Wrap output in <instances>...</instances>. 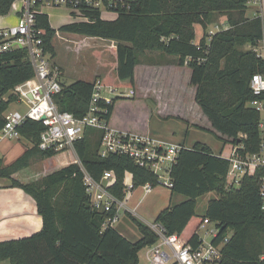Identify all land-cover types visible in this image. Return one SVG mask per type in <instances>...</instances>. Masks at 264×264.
Wrapping results in <instances>:
<instances>
[{
  "label": "trees",
  "instance_id": "1",
  "mask_svg": "<svg viewBox=\"0 0 264 264\" xmlns=\"http://www.w3.org/2000/svg\"><path fill=\"white\" fill-rule=\"evenodd\" d=\"M17 1L0 0V16L9 15ZM250 3L251 0H136L131 10L122 12L115 21L73 23L58 31L117 43L116 79L129 82L132 87L140 55L152 52L176 57L179 65L191 69L190 83L196 88V102L214 130L228 139L226 144L243 145V154H254L261 147V114L249 104L264 96L256 97L250 83L254 75L264 74V11L249 19L246 13ZM213 14L226 15L228 29L217 33L210 46L207 37L196 43L195 26L202 24L206 30ZM38 27L45 32L48 51L56 57L53 40L57 30L45 16L39 18ZM34 75L25 50L0 52V130L6 124L10 105L17 102L13 91ZM62 87L54 98L59 109L78 118L85 116L93 82L77 81ZM119 100L125 99L116 98L111 105L99 104L107 111L103 118L110 126L120 124L146 135L152 109L145 104L151 117L148 114L144 120L131 124L117 115ZM44 129L39 122L26 121L19 132L32 147L9 166H4L0 158V178L10 180L12 187L22 189L35 200L43 221L42 229L30 237L0 242V263L140 264V252L157 244L158 236L130 213L126 215L140 232V240L131 242L116 228L103 229L116 210L99 213L92 209L79 165L49 170L41 181L34 183L14 177L32 163L56 155L39 148ZM103 135V131L91 128L75 143L80 162L96 181L106 171H113L116 182L108 190L120 201L126 197L127 174L132 175L136 188L147 183L158 185L151 171L138 167L127 156L112 154L102 158L99 151ZM181 146L170 172L171 196L185 199L160 211L155 222L163 225L169 235L176 234L186 245L197 248L202 243L199 230L208 220L219 230L213 241L216 246L229 236L219 264H264V212L260 196L264 168L249 169L239 187H228L227 160L201 142L192 147ZM212 193L218 197L210 199L205 212L199 214V199Z\"/></svg>",
  "mask_w": 264,
  "mask_h": 264
},
{
  "label": "built area",
  "instance_id": "2",
  "mask_svg": "<svg viewBox=\"0 0 264 264\" xmlns=\"http://www.w3.org/2000/svg\"><path fill=\"white\" fill-rule=\"evenodd\" d=\"M135 1L19 0L14 4L17 22L7 28H0V52L25 50L35 71L31 80L13 91L17 103L25 105L27 111L25 114L14 111L6 115V124L0 130V142L4 139L20 138L19 127L28 120L41 123L45 129L41 134L39 148L42 151H51L56 154L55 156L69 154L71 159L67 162L69 163L67 166L72 164L80 166L93 210L99 213H111L114 209L116 210L115 215L107 219L103 229L115 228L123 210L125 214H133V210L127 207V203L134 194L132 192L137 188L132 175L127 174L125 178L126 197L120 201L108 190L116 182L113 171H106L100 181H96L87 172L75 151V143L83 139L85 132L91 128L104 132L99 151L102 158H107L112 154L127 156L138 167L151 171L157 177V186L151 183L140 186L144 197L150 195L158 186L171 191L173 188L170 179L171 168L176 163L183 147L169 141L121 132L112 128L103 118L107 111L99 104L111 105L116 98L125 99V95L116 93V89L108 86L102 79L93 81L90 107L85 116L78 118L71 113L62 112L54 100L63 90L59 69L55 66L53 56L47 49L45 32L38 27V20L41 16H45L50 21L49 11L55 10L65 12L71 24L93 23L97 20L115 21L122 12L130 11ZM105 14H110L112 18H106ZM227 29L216 27L208 31L207 44L210 46L213 37ZM189 61L190 59L186 64ZM250 88L256 97L264 96V74L254 75ZM129 96H135L133 89L127 97ZM249 106L261 114L259 124L261 147L260 151L254 154H243V145L232 146L228 153L221 151L216 154L230 164L226 178L229 187H239L249 169L264 168V99L254 100ZM239 137L245 138L244 135ZM260 196L264 212V178L261 182ZM147 225L158 236L157 244L149 249V264H219L222 247L229 241V236H227L219 246H216L213 241L218 236L219 230L208 220H205L201 229L213 225V229L206 234L212 236V241L202 240L197 248L186 245L176 234L169 235L165 227L155 221Z\"/></svg>",
  "mask_w": 264,
  "mask_h": 264
},
{
  "label": "rangeland",
  "instance_id": "3",
  "mask_svg": "<svg viewBox=\"0 0 264 264\" xmlns=\"http://www.w3.org/2000/svg\"><path fill=\"white\" fill-rule=\"evenodd\" d=\"M263 0H251V3L249 4L248 11L246 13V16L249 19H252L254 16L263 13ZM49 14L51 15V21L53 24V27L55 29H60L61 26L67 24L69 22L68 17L66 16V13L63 11H55L50 10ZM105 17L108 19H111L112 16L110 14H105ZM16 15H15V5L11 11V13L5 17L0 16V28H7L9 26H12L15 23ZM228 19L225 15L220 14H213L209 21L206 23V30L203 27L202 24L195 26L196 31V43H199L203 37H207L208 31L216 29V27L223 29L228 28ZM261 43L260 45H262ZM53 46L55 49L56 57H54L53 61L56 63V67L59 69V75L60 80L63 82V84H71L77 80H93L94 76L100 77L108 86H112L116 89V93H122L125 95V100H119L117 103V115L124 117L125 119H128L131 124H133L136 120H144V117L149 114L151 115V111L149 109H152V113L154 116V113L156 112V106L159 105L158 98L160 97V94L157 92L160 90V87H162L165 79H167V75L163 74L162 77L159 79V82H162L160 84H156V88L154 90L156 91L154 96H150L148 100L143 98H138L135 96H138V93L135 92V96H128L129 92L134 88L129 82H121L118 81L114 76L116 74V62H117V46L118 44L105 39L100 38H93V37H85L80 35H72L67 33H61L59 32L58 35H56L55 39L53 40ZM263 52V50H261ZM153 57L155 60L158 59H170L173 56H168L165 54H159V53H152L148 52L144 55L139 56V63L138 65H142V61H147ZM153 60V59H152ZM153 60V61H155ZM156 62V61H155ZM161 62V60H160ZM143 70L139 69L137 70L138 78L140 79L143 76ZM107 75V76H106ZM111 75V76H109ZM142 75V76H141ZM106 76V78H105ZM108 78V80L105 79ZM142 80V78H141ZM139 84L143 85L145 89L150 88L149 83H145L144 80L139 81ZM134 85H136L134 83ZM142 88V87H141ZM170 96V93H169ZM129 98V99H128ZM137 100H142L143 103L137 102ZM149 107V109L146 107V105ZM155 105V108H154ZM13 111H18L22 114H25L27 111V108L23 104H19L17 102L13 103L9 107V113ZM8 113V114H9ZM164 114V115H162ZM152 116V115H151ZM150 116V117H151ZM152 116V118H153ZM160 118H157V121L155 118L152 120L153 123L158 122L161 126H167L170 127H178L181 123L178 118L171 117L170 119V99H168L167 103L163 107L162 113H160ZM167 116V117H164ZM163 117V118H162ZM171 120V121H170ZM148 121V123L150 122ZM161 122V123H160ZM155 123V124H156ZM154 124V125H155ZM158 124V125H159ZM152 125V126H154ZM153 128V127H152ZM158 130V129H157ZM164 129L161 128L160 131H163ZM185 136V135H183ZM187 142L192 144L194 142H205L207 143L215 152H218L221 149L222 145L225 146V153H228L231 150L232 145L226 144V141H228L227 138H223L219 136L217 133L209 132V131H202V130H194L192 133L186 135ZM27 143L32 145V143L25 139ZM230 141V140H229ZM61 161L68 162L71 157L69 154H62L61 155ZM46 160H40L36 161L31 164L29 167L36 168L35 170H40L43 172V177L32 180L29 183H34L41 181L45 175H47V166L45 163ZM54 164V163H52ZM28 168V169H29ZM49 169V168H48ZM57 171L61 170L62 168L57 167ZM46 172V173H45ZM9 181L11 184V181L8 179H2L0 178V188L2 187V183H6ZM228 186V184H227ZM229 187V186H228ZM3 190V189H0ZM5 193H12L8 190H6ZM132 193H134L132 196L133 204L134 203H141V206L139 210H137L136 213L133 212V216L136 217L138 220L142 221L145 224H149L154 222L152 220V216H154L155 210H159L164 202L167 201L168 198H170V204L175 205L178 204L180 201H183L185 198L183 196H173L171 197L169 193L170 190L158 186L153 189L152 193L146 197L143 195V190L141 187L135 189ZM156 194V196H153V194ZM154 194V195H155ZM13 195V194H12ZM159 196V199L157 197ZM10 197V196H7ZM217 194H208L206 196H203L198 201V213L203 214L205 212L206 205L210 199L217 198ZM16 197L13 198H4L0 201V209L3 210L4 208L7 209L10 204L17 203L18 201H15ZM132 204V203H131ZM165 204V203H164ZM163 204V205H164ZM28 207V205H26ZM9 210V209H8ZM10 211V210H9ZM147 218H150L147 219ZM14 223L4 224L0 227V241H9L10 238L14 236L17 231L14 228ZM116 230L125 236H127V239L131 242H136L140 240L141 234L138 231L136 225L128 218V216L125 214L124 210L121 212L120 221L116 224ZM213 229V225H208L204 229L199 230V234L202 240H205L207 242L212 241V236H207L206 234ZM34 234V233H33ZM33 234H27L25 237H30ZM148 248L142 250L139 254V257L141 259V264H149V261H147ZM5 264H10L9 262H6Z\"/></svg>",
  "mask_w": 264,
  "mask_h": 264
},
{
  "label": "crops",
  "instance_id": "4",
  "mask_svg": "<svg viewBox=\"0 0 264 264\" xmlns=\"http://www.w3.org/2000/svg\"><path fill=\"white\" fill-rule=\"evenodd\" d=\"M16 22H17V17L15 20V23ZM50 23L53 27L51 19H50ZM68 24H71L70 21L65 25H68ZM56 30H59V29H56ZM72 35H75V34H72ZM152 59L155 60L153 57H151L147 61H142L143 62L142 65H137L135 68V84L136 85H134L135 86L134 91L138 93V96H135V98L138 97V98H143V99L148 100L150 96L151 97L154 96L156 92L154 90V88H156V84L162 83V82H159V79L162 77L161 75L166 74L167 79H165L162 87H160V90L157 91L160 94L158 101H162V103L158 102L159 105L156 106V109H155L156 112L154 113V116L152 113V116H153L152 120L155 118V120L157 121V118L161 117L160 113H162L164 105L167 103L168 99H170V119L171 117L178 118L181 124L178 127L177 126L172 127V125H170V127L164 126L163 128V126H161L158 122L156 123L155 121L156 123L155 124L151 120L149 123L147 134L144 136H150L154 139L169 141L170 143L177 144V145L184 144L187 147H192L195 143L199 142L197 141L192 144L187 142L186 135L187 134L190 135L192 131L202 130V131H209V132L217 133L212 127V124L210 123L208 118L203 114L198 103L196 102V88L192 86L190 83L191 76H192L191 69L188 66L179 65L178 59L176 57H172L169 60L160 59L161 62L158 59L155 60L156 62L153 61ZM55 66H56V63H55ZM139 69L143 70L144 73H143V76L141 75L142 76L141 78L142 80L145 81V83L150 84V88L145 89L143 85L139 84V81H142L141 78L140 79L138 78L137 70ZM116 75L117 74H115L114 76L115 78H116ZM97 79H101V78L96 77L95 75L93 80H82L81 79L77 81L93 82L94 80H97ZM61 83L62 85H65L63 84L62 81ZM71 84H66V85L69 86ZM169 93H170V96H169ZM154 108H155V105H154ZM8 111L6 112V115L9 113ZM164 117H167V116H164ZM111 127L121 132H128V133L142 135L140 133L130 131L125 126H121L120 124L112 125ZM161 128L164 129L163 130L164 132L160 131ZM218 135L221 136L220 134ZM201 143L208 145L205 142H201ZM225 146L226 145H222L221 149L218 152H215L213 149L212 150L216 154L220 153L221 151H224L225 153ZM31 147L32 145L30 144L29 146V143H27V141L22 136L15 140L4 139L3 141H1L0 142V158L3 159L4 166L11 165L19 157H21L28 148H31ZM60 158H61V155H57L45 161L46 165L47 166L49 165V167H46L47 173L49 172V170H53V169L57 170L56 168L57 167L59 168V166L60 168H64L69 164L67 162L61 161ZM35 169L36 168H31V169L27 168L19 172L18 174H16L14 177L24 183H29L32 180H37L43 177V174H42L43 172H41L40 170H35ZM0 189H3V190H0V201L3 200L4 198H13V197H16L15 201H18L17 203L10 204L9 207H7V209L6 208H4L3 210L0 209V227L4 224H9V223L15 224L14 228L16 229L17 233L14 236H12L10 239L11 240L23 239V238H27L25 237V235L27 234L29 235L30 233L35 234L39 232L43 227V221L40 215L38 214L37 205H36L35 200L31 196L26 194L22 189L12 187L9 181H7L6 183H2V187ZM6 190L12 193H5ZM154 194L153 196H156V194L155 195ZM169 194L171 196V193ZM7 196H10V197H7ZM132 198L133 197L129 199L127 203V207L130 210H133V212L135 211L134 213H136L137 210H139L141 203L138 202V203L133 204ZM157 199H159V196L157 197ZM170 200L171 199L168 198L167 201L164 202L165 204L163 203L164 205L162 204L161 208L158 211L155 210V212H153L154 213V216H152L153 221H155L160 211H162L163 209L167 208L170 205ZM26 205H28V207H26ZM147 219L150 220V218H147ZM122 235L125 236L124 234ZM125 237L127 238V236ZM0 242H3V241H0ZM149 249L150 248H148L147 256H146L147 261H148ZM5 263L6 262H2L0 264H5ZM140 264H141V259H140Z\"/></svg>",
  "mask_w": 264,
  "mask_h": 264
}]
</instances>
